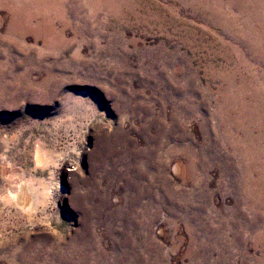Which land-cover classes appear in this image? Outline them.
Returning a JSON list of instances; mask_svg holds the SVG:
<instances>
[{"label":"rangeland","instance_id":"obj_1","mask_svg":"<svg viewBox=\"0 0 264 264\" xmlns=\"http://www.w3.org/2000/svg\"><path fill=\"white\" fill-rule=\"evenodd\" d=\"M0 264H264V0H0Z\"/></svg>","mask_w":264,"mask_h":264},{"label":"bare ground","instance_id":"obj_2","mask_svg":"<svg viewBox=\"0 0 264 264\" xmlns=\"http://www.w3.org/2000/svg\"><path fill=\"white\" fill-rule=\"evenodd\" d=\"M40 152V151H39ZM37 160H40V158H41V154L40 153H38L37 154ZM19 188V187H18ZM14 193V192H13ZM14 195V197L16 198V202H19L20 204H22V205H26V197H25V193H24V188H23V186L22 187H20V190L18 191V192H16V193H14L13 194ZM29 197H27V199H28ZM29 200H27V202H28ZM27 206V205H26Z\"/></svg>","mask_w":264,"mask_h":264}]
</instances>
